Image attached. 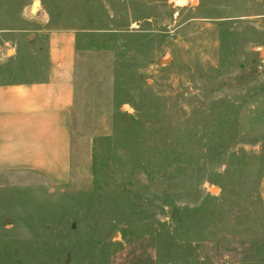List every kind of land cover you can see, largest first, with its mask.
Listing matches in <instances>:
<instances>
[{
  "label": "rangeland",
  "instance_id": "rangeland-1",
  "mask_svg": "<svg viewBox=\"0 0 264 264\" xmlns=\"http://www.w3.org/2000/svg\"><path fill=\"white\" fill-rule=\"evenodd\" d=\"M53 28L71 169L0 161V264H264V0H0V83Z\"/></svg>",
  "mask_w": 264,
  "mask_h": 264
},
{
  "label": "crops",
  "instance_id": "crops-1",
  "mask_svg": "<svg viewBox=\"0 0 264 264\" xmlns=\"http://www.w3.org/2000/svg\"><path fill=\"white\" fill-rule=\"evenodd\" d=\"M79 34L53 28L46 35L43 76L0 83V161L4 170L23 167L68 171L75 106ZM65 166V167H64Z\"/></svg>",
  "mask_w": 264,
  "mask_h": 264
},
{
  "label": "water",
  "instance_id": "water-1",
  "mask_svg": "<svg viewBox=\"0 0 264 264\" xmlns=\"http://www.w3.org/2000/svg\"><path fill=\"white\" fill-rule=\"evenodd\" d=\"M264 54V51H262V55ZM163 63H169L170 62V60L169 59H167V60H163L162 61Z\"/></svg>",
  "mask_w": 264,
  "mask_h": 264
}]
</instances>
